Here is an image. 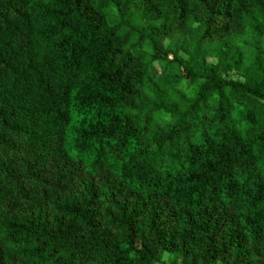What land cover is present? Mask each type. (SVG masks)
Segmentation results:
<instances>
[{
  "label": "trees",
  "instance_id": "16d2710c",
  "mask_svg": "<svg viewBox=\"0 0 264 264\" xmlns=\"http://www.w3.org/2000/svg\"><path fill=\"white\" fill-rule=\"evenodd\" d=\"M0 264H264V0H0Z\"/></svg>",
  "mask_w": 264,
  "mask_h": 264
}]
</instances>
